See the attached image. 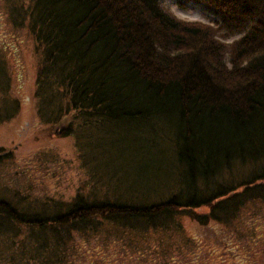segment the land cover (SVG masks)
<instances>
[{"label":"trees","instance_id":"obj_1","mask_svg":"<svg viewBox=\"0 0 264 264\" xmlns=\"http://www.w3.org/2000/svg\"><path fill=\"white\" fill-rule=\"evenodd\" d=\"M166 1L12 7V25L27 26L38 52L39 121L73 134L83 158L109 155L92 170L81 164L113 180L35 209L0 190V243L15 264L59 263L75 233L106 224L167 229L184 212L198 225H228L253 201L264 206V0H172L204 9L201 25L176 19ZM234 36L226 57L223 41ZM2 52L0 123L18 111ZM10 154L0 147V164Z\"/></svg>","mask_w":264,"mask_h":264},{"label":"rangeland","instance_id":"obj_2","mask_svg":"<svg viewBox=\"0 0 264 264\" xmlns=\"http://www.w3.org/2000/svg\"><path fill=\"white\" fill-rule=\"evenodd\" d=\"M27 0H0V48L3 49L9 86L7 97L18 103V111L8 121L0 123V147L11 151L10 160L0 164V190L10 199L21 195L40 208L49 199L70 201L80 191L83 195L91 185L112 182L87 170L100 166L109 155H81L83 149L73 134L52 135L48 125L39 121L34 98L35 77L39 57L34 38L27 26L14 27L12 7L23 6ZM166 9L178 20L206 24L202 8L189 2L175 5L167 0ZM237 36L223 41L226 57L230 43ZM131 154L132 153H127ZM85 156V155H84ZM130 173H136L132 158ZM130 165V163H129ZM135 165V166H134ZM121 174V173H120ZM120 174H118L120 176ZM108 176V175H106ZM133 176L128 177V180ZM125 178V176H124ZM109 181V182H108ZM104 190V186H101ZM101 194V191L96 193ZM207 208L195 211L206 212ZM177 224L167 229L130 231L114 225H104L97 233H75L65 258L53 264H264V206L261 202L245 206L230 224L210 221L198 225L187 213L177 215ZM25 236L19 235L21 242ZM7 246V245H6ZM0 243V264L10 261V251ZM53 256L52 254H49ZM18 259V256H15Z\"/></svg>","mask_w":264,"mask_h":264}]
</instances>
